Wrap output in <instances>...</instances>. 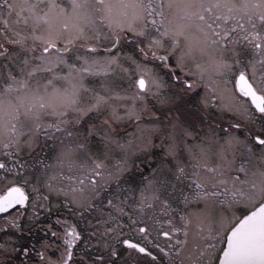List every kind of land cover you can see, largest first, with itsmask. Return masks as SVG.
Listing matches in <instances>:
<instances>
[{
  "label": "snow or ice",
  "instance_id": "1",
  "mask_svg": "<svg viewBox=\"0 0 264 264\" xmlns=\"http://www.w3.org/2000/svg\"><path fill=\"white\" fill-rule=\"evenodd\" d=\"M0 264H264V0H0Z\"/></svg>",
  "mask_w": 264,
  "mask_h": 264
}]
</instances>
